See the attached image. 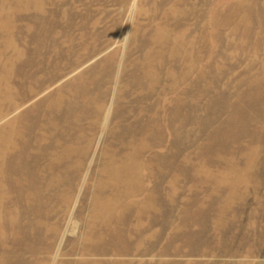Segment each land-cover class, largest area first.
Segmentation results:
<instances>
[{"label":"rangeland","instance_id":"374dc122","mask_svg":"<svg viewBox=\"0 0 264 264\" xmlns=\"http://www.w3.org/2000/svg\"><path fill=\"white\" fill-rule=\"evenodd\" d=\"M11 123L49 206L0 192V264H264V0H0L14 159ZM133 153L117 235L84 239Z\"/></svg>","mask_w":264,"mask_h":264},{"label":"bare ground","instance_id":"6f19581e","mask_svg":"<svg viewBox=\"0 0 264 264\" xmlns=\"http://www.w3.org/2000/svg\"><path fill=\"white\" fill-rule=\"evenodd\" d=\"M11 129H12V132H11L12 137H10L9 140L11 141V146L16 147L17 153L15 154L14 159H11L10 156H7L6 150H3L0 152V192L4 190L7 193H11L10 195L11 199L16 200L14 202L15 204H18L19 202H21L24 199L23 196L28 195L27 197L32 198L33 201L36 198L39 200V201L35 200L36 205L41 203L42 205L44 204L45 207H48L49 203L47 204V201L44 197V190L46 191V188L44 185L43 175L40 174V172H38L35 169V167H34L35 170L32 168L29 170V166L27 167L28 174L23 173V171L25 170L24 169L25 166L22 163L21 157L18 155L20 154L21 150H24L23 145L20 142H17L16 140L14 141L17 135H20L16 124H14L12 128V123H11ZM17 139H20V138L18 137ZM1 149H2V145H0V150ZM11 151L12 150H10L9 153H11ZM66 154L67 153L65 152L63 153L62 156H58L56 159H54L55 161H51L49 163V167L54 170L56 167H60L61 165H64L65 167L64 171L66 172V174H69V175L71 173L74 174L75 171H74L73 166L70 163L65 162L66 161L65 159H68V155ZM135 157H136L135 153H133L132 156L129 155L127 158L129 162L125 164H123L122 162L116 164L115 167L112 168L111 174L109 172L110 178L101 179V181L108 180L111 183L114 182L116 186L118 185L120 187L122 186L124 187V189H122L123 192H121L120 190L119 192L121 193L117 195L116 197L114 196L109 197L101 202L103 203L102 208H100L97 212L100 217L101 227L99 228V230L95 232L93 231L89 232L84 237V239L88 241H92L94 239L104 240L105 238H107L106 235L108 236L117 235L113 227L117 229L118 223L120 221V216L125 207V204L123 203V200H122V197L124 196V192L127 191V189H129V186H132L139 179V173H141V170L144 171V168L140 166V160H137ZM6 171L11 177H13L12 175L13 172H16L18 176L13 177V178L17 179L19 182L17 181L14 182L12 178L11 179L9 178L8 175H7L6 180H2V172L6 173ZM107 171L109 170L107 169ZM20 181L27 183V185L21 183ZM133 188L135 192L137 190H140L141 188L140 181L139 183H135ZM21 205L23 206V208L27 207V204H21ZM4 213L11 214V210H8ZM13 215H15V212H13ZM6 219H8V217ZM6 219L0 217V227L8 223L11 225H18L22 229L23 223L20 224L14 218H9V220L12 219L11 223H9V222H6L8 221ZM32 224H31L32 232H30L31 234H29V237L30 238L38 237L39 240H42L43 236L39 232V230L34 232V227L37 228V225H38L37 222H32ZM51 238L52 236H49L47 237V240H50ZM33 244L37 245L35 240H33ZM81 261H84V262L80 264H87V263L95 264V262L90 263V261H87V260H81Z\"/></svg>","mask_w":264,"mask_h":264}]
</instances>
